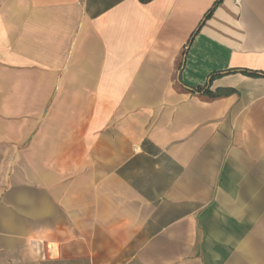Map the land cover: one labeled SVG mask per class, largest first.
Here are the masks:
<instances>
[{"label": "crops", "instance_id": "crops-1", "mask_svg": "<svg viewBox=\"0 0 264 264\" xmlns=\"http://www.w3.org/2000/svg\"><path fill=\"white\" fill-rule=\"evenodd\" d=\"M262 75L264 0H0V264H264Z\"/></svg>", "mask_w": 264, "mask_h": 264}, {"label": "trees", "instance_id": "trees-1", "mask_svg": "<svg viewBox=\"0 0 264 264\" xmlns=\"http://www.w3.org/2000/svg\"><path fill=\"white\" fill-rule=\"evenodd\" d=\"M247 75H251V76H257L258 74H256L255 72L249 73V72H244ZM264 77V75H262ZM195 91L199 92L200 88H196Z\"/></svg>", "mask_w": 264, "mask_h": 264}, {"label": "built area", "instance_id": "built-area-1", "mask_svg": "<svg viewBox=\"0 0 264 264\" xmlns=\"http://www.w3.org/2000/svg\"><path fill=\"white\" fill-rule=\"evenodd\" d=\"M236 2H239V0H235Z\"/></svg>", "mask_w": 264, "mask_h": 264}]
</instances>
